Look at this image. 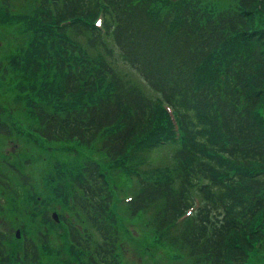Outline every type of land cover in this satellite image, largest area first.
I'll return each instance as SVG.
<instances>
[{
	"label": "trees",
	"instance_id": "1",
	"mask_svg": "<svg viewBox=\"0 0 264 264\" xmlns=\"http://www.w3.org/2000/svg\"><path fill=\"white\" fill-rule=\"evenodd\" d=\"M258 1L234 0L229 9L208 15L199 0H35L29 23H36L27 33L42 36L36 40V53L11 52L1 72L5 76V68H14L12 77L23 91L25 82L33 90L37 81L30 77L39 79L46 69L58 81L39 90L59 95L64 105L31 104L35 120L28 118L19 126L9 116L6 122L0 120V135L24 133L45 142L93 143L109 160L123 159L129 144L150 131L157 105H168L181 139L159 168L151 170L152 176L133 170L134 190L122 203L124 209L134 215L151 208L154 229L172 232L175 243L190 245L191 264H244L246 237L264 234L263 37L255 33L248 38L254 43L249 50L231 45L220 54L223 59L207 61L229 34L248 37L250 10ZM96 17L99 24H94ZM105 39L134 77L115 68ZM102 81L108 89L97 96L95 89ZM46 149L47 154L54 153ZM72 170L70 204L96 236L56 212L62 216L70 246L85 255L84 264H120L118 228L110 210L113 192L106 173L94 159H84ZM7 187L0 180L3 196ZM187 208H192L189 215L175 225L174 219ZM41 213L44 222L54 223L46 210ZM258 215V225L251 226ZM35 235L45 243L44 233L36 229ZM8 236L14 239L13 233ZM6 240L0 232L3 264H8ZM35 243L22 240V264L38 262Z\"/></svg>",
	"mask_w": 264,
	"mask_h": 264
},
{
	"label": "rangeland",
	"instance_id": "2",
	"mask_svg": "<svg viewBox=\"0 0 264 264\" xmlns=\"http://www.w3.org/2000/svg\"><path fill=\"white\" fill-rule=\"evenodd\" d=\"M202 11L211 15L219 11L229 9V5L234 0H199ZM35 0H7L3 5L0 1V120L8 121L9 116L20 126L30 121L32 113L31 104H39L43 107H57L64 105L59 95L53 93H42L39 89L43 84L55 85L58 81L57 76L45 69L43 75L34 83L33 90L28 82H25L23 91L16 86L15 69L12 67L7 70L5 76L2 75L3 62L9 58L13 51L17 49L24 51L27 55L36 53V40H41L40 35L28 34L27 30H33V23L30 22V14L35 9ZM164 8V7H163ZM252 32L246 37L243 33L229 34L220 48L207 61L212 63L220 57L228 46H235L239 50H249L253 46L251 38L255 33H261L263 37L262 48L264 49V0H259L250 10ZM44 25L41 24V29ZM251 30V29H250ZM40 33V30H39ZM55 35L50 32V36ZM54 40V39H53ZM111 51L113 65L120 73L130 74L134 77L131 70L124 64L117 50L109 39H105ZM10 52V53H9ZM90 52H93L90 50ZM6 63V60H5ZM13 63L11 64V66ZM108 89L104 81L96 86L95 94L98 96ZM44 95V99L40 98ZM92 94V92H91ZM85 93L86 96H91ZM94 96V94H92ZM95 95V96H96ZM79 96H74L76 99ZM82 99V98H81ZM156 116L152 120V127L145 136L135 138L128 146L127 155L116 160H109L105 157L96 144L82 145L75 141H52L31 139L24 133L12 134L10 137L0 135V180L8 186L7 192H0V232L6 240L8 249L6 255L8 264H22L20 246L24 238L31 239L39 250V259L36 264H84L85 255L70 246L61 217L73 223L75 227L83 232H89L91 237L95 233L88 226L85 219L79 214L76 216L71 206V194L74 190L73 167L79 165L84 159H94L98 161L101 171L107 178L108 187L113 192L110 203V210L118 228L116 243V256L120 264H190L192 258L186 252L178 250L174 242L172 232L157 231L153 228L149 213L151 208L139 210L134 215H128L122 197L133 191L135 178L133 171L139 168L152 176L151 170L159 168L160 162L170 156L172 149L176 146L179 139L173 138L170 128L174 133H178L175 126L170 122V111L165 106L159 104ZM163 144H158L160 142ZM47 147L54 152L47 154ZM136 154L133 159L132 155ZM165 155H167L165 157ZM10 164L13 166L10 171ZM14 164V165H13ZM173 165L172 159H168V167ZM16 166V168H15ZM107 172H105L106 168ZM165 170L164 174H169ZM156 172V171H155ZM25 180V182L22 181ZM9 189V190H8ZM41 210V211H40ZM46 210L49 214L56 211L59 220L44 222L42 211ZM20 211V212H19ZM259 215L262 212L258 213ZM20 215V216H19ZM253 220L251 226L258 225L260 216ZM262 228V227H260ZM38 229L45 234L46 241L42 243L36 240L35 231ZM18 230V236L15 232ZM14 235V239L12 236ZM249 248L244 264H264V240L254 235L247 236ZM185 249L182 246L180 249ZM178 250V251H177ZM0 264H3L0 262Z\"/></svg>",
	"mask_w": 264,
	"mask_h": 264
},
{
	"label": "water",
	"instance_id": "3",
	"mask_svg": "<svg viewBox=\"0 0 264 264\" xmlns=\"http://www.w3.org/2000/svg\"><path fill=\"white\" fill-rule=\"evenodd\" d=\"M52 215L54 216L55 214L52 213Z\"/></svg>",
	"mask_w": 264,
	"mask_h": 264
}]
</instances>
